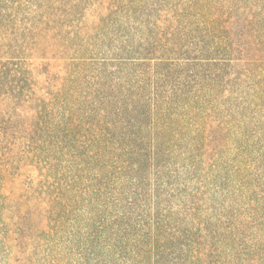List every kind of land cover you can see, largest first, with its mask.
<instances>
[{"label":"trees","instance_id":"16d2710c","mask_svg":"<svg viewBox=\"0 0 264 264\" xmlns=\"http://www.w3.org/2000/svg\"><path fill=\"white\" fill-rule=\"evenodd\" d=\"M0 264H264V0H0Z\"/></svg>","mask_w":264,"mask_h":264},{"label":"rangeland","instance_id":"374dc122","mask_svg":"<svg viewBox=\"0 0 264 264\" xmlns=\"http://www.w3.org/2000/svg\"><path fill=\"white\" fill-rule=\"evenodd\" d=\"M90 17H92V14L90 13V15H89Z\"/></svg>","mask_w":264,"mask_h":264}]
</instances>
